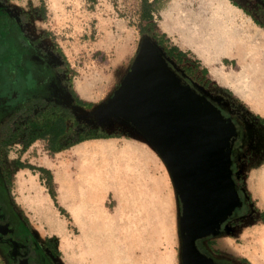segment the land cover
Returning a JSON list of instances; mask_svg holds the SVG:
<instances>
[{"label":"rangeland","instance_id":"374dc122","mask_svg":"<svg viewBox=\"0 0 264 264\" xmlns=\"http://www.w3.org/2000/svg\"><path fill=\"white\" fill-rule=\"evenodd\" d=\"M142 1L0 0L19 18L27 35L37 40L42 53L48 54L53 71L69 91L74 89L92 103L85 108L74 105L71 93L66 95L71 101L68 109L54 97L47 102L70 111L78 121L75 133L60 140L58 153L40 139L28 148L24 138L14 139L3 150L12 197L38 239L54 243L57 264H182L183 208L169 168L139 131L105 107L130 70L144 37L163 53L175 44L188 50L194 61H201L190 81L245 129L234 169L252 210L228 225L226 236L239 235L260 215L264 221V76L259 77L264 73V11H255L256 22L238 11L232 35L239 31V36L231 37L223 54L217 55L219 50L214 48L216 55H207L209 62L188 47L189 36L171 26L186 25L187 11L199 14L208 6L205 0L155 4V19L171 41L163 46H159L162 32L149 29L144 35L140 31ZM231 4L254 10L247 0H231ZM202 66L209 69L204 79L212 85L197 82ZM245 67L251 75L242 82L238 79ZM101 134L115 137L68 147L81 135ZM19 161L52 171L57 200L66 215L55 206L45 177L22 169ZM227 242L216 238L210 244L229 262L242 263L220 252L229 250ZM0 264H4L1 256Z\"/></svg>","mask_w":264,"mask_h":264},{"label":"water","instance_id":"95a60500","mask_svg":"<svg viewBox=\"0 0 264 264\" xmlns=\"http://www.w3.org/2000/svg\"><path fill=\"white\" fill-rule=\"evenodd\" d=\"M106 109L139 131L166 163L182 202L184 264H216L196 241L216 236L242 205L232 171L236 126L144 37Z\"/></svg>","mask_w":264,"mask_h":264},{"label":"flooded vegetation","instance_id":"af4514ba","mask_svg":"<svg viewBox=\"0 0 264 264\" xmlns=\"http://www.w3.org/2000/svg\"><path fill=\"white\" fill-rule=\"evenodd\" d=\"M251 2L254 11H264V0ZM39 48V43L27 35L19 18L0 2V256L4 264H57L55 252L47 245V240L38 239L27 216L16 205L3 163V150L14 139L24 138L28 148L38 141V117L48 106H52L47 103L53 100L52 97L60 100L65 108L70 107L71 101L66 96L70 93L67 85L53 71L48 54L45 51L43 54V50ZM221 110L232 118L236 126L234 139L238 153L246 139L245 129L232 115L222 108ZM42 123L44 125V121ZM40 140L46 141L42 138ZM236 153L234 156L232 154V171L242 205L222 223L216 236L211 235L196 241L200 253L213 259L216 264L235 263L215 253L210 243L216 238L226 236V227L246 215L249 216L248 213L252 210L251 201L235 174ZM183 253L184 251L182 264Z\"/></svg>","mask_w":264,"mask_h":264},{"label":"crops","instance_id":"0c3cea01","mask_svg":"<svg viewBox=\"0 0 264 264\" xmlns=\"http://www.w3.org/2000/svg\"><path fill=\"white\" fill-rule=\"evenodd\" d=\"M205 1L207 2L208 6L202 11H200L199 14H197L196 11L191 9L187 11L186 14L187 20L185 22L186 25L188 26L186 25L179 26L176 23H175L176 25H171V26L176 28L180 34L183 33L184 35L189 36L190 43L189 44L185 43V44H187L188 47L191 48L194 52H196L202 57H205L206 60L211 62V60L208 59L207 55H210V53L216 55L214 53V47L216 50L217 49L219 50V53L216 52L217 55L223 54V51L226 50V46H227L226 43L231 40V37L239 36V31H235L234 32L235 35H232L233 34L232 28H234L233 25H235V21L237 22L236 17L239 15L238 11H242V13L245 14V16L251 18L254 22H256L255 21L256 13L254 10L251 13H247V11L244 8H241L235 4H231V0H212V1L205 0ZM217 9L220 10L222 9V10L220 11ZM189 22H190V28H189ZM163 33H165L166 35L168 34L165 31ZM167 37L170 38L168 35ZM179 48L184 52H189L188 50L186 51L181 47ZM226 60H231V59H226ZM199 63H201V61H199ZM253 66L254 67L252 72L254 73L256 65ZM201 68L202 69L206 68L210 74V71L207 67L202 66ZM250 75L251 74L249 72V68L245 67L243 74L239 77V79L240 81L243 82L245 76L250 78ZM261 76H264V73L261 74L259 77ZM202 77L204 76L202 75ZM260 83L261 85L263 84L262 81H260ZM262 177L264 178V174L262 175ZM254 220H256L254 224L252 222L250 223L251 225L250 224L244 225V230L239 235L222 237L225 239V241H228L227 245L229 250L220 251V252L225 253L233 260L234 259L243 260L247 264H264V232H263L264 221H262L263 220L262 215L255 217ZM235 240H241L242 244H236Z\"/></svg>","mask_w":264,"mask_h":264},{"label":"trees","instance_id":"16d2710c","mask_svg":"<svg viewBox=\"0 0 264 264\" xmlns=\"http://www.w3.org/2000/svg\"><path fill=\"white\" fill-rule=\"evenodd\" d=\"M159 0H143L142 1V9L140 12V31L144 35L148 34L149 29L153 31H159L162 32L159 28V25L155 19L156 13L158 12L157 8L155 7V4L158 3ZM247 4H249L250 7L254 9V5L251 2V0H247ZM237 5V4H235ZM238 6V5H237ZM247 13L253 12L251 9L246 10ZM168 37L165 33L162 32V37L159 40V46H163L166 42L170 44L171 42L168 41ZM165 53L164 56L167 59L169 65L178 73L179 76L183 78V81L189 85H191L193 88H195L199 93H201L192 83L190 80L193 79V73L195 70V65H199V62L194 61L192 57H190V53L182 51L178 46L170 44L169 46L165 47ZM173 60L176 61V64L180 66L183 69V72L185 75L177 68V66L173 63ZM202 75L201 78L196 77L197 82L200 84H203L205 86L212 85L210 79H204L208 78L209 72L206 68H203L201 71ZM1 86V85H0ZM71 96L73 97L75 103L82 107H91L92 103L83 100L80 98L77 91L74 89L71 90ZM203 94V93H202ZM221 109V108H220ZM223 113V111H222ZM224 114V113H223ZM226 118L232 119L231 117L226 116ZM39 127H44L43 130H41L38 134L36 139L39 140L40 138L45 139L47 141V145L51 152L58 153L62 147H60L59 143L62 138L69 137L75 133L78 127V121L76 120L75 116L70 111H61L59 107H56L54 105L48 106V108L39 114ZM41 120V121H40ZM44 121V125L42 123ZM115 137L114 135H108V134H101V135H81L75 142H72L68 147H72L78 143L92 140V139H100V138H112ZM30 144V143H29ZM67 147V148H68ZM237 145L236 141L233 146L232 154L233 156L236 153ZM18 166L22 169H30L31 171H37L41 175L45 177V185L49 191V194L51 198L54 201L55 206L59 209L60 213L63 215H66V211L63 207H61L57 200V194L55 190V182H54V175L52 171H50L47 168L44 167H35L31 164H23L20 161L18 162ZM28 219V218H27ZM47 245H49L54 252H57V248L54 245V243L47 239ZM242 263L247 264L245 261H242Z\"/></svg>","mask_w":264,"mask_h":264},{"label":"bare ground","instance_id":"6f19581e","mask_svg":"<svg viewBox=\"0 0 264 264\" xmlns=\"http://www.w3.org/2000/svg\"><path fill=\"white\" fill-rule=\"evenodd\" d=\"M211 1H212V0H211ZM214 2H215V1H214ZM217 3H218V2H217ZM221 4H222V3H221ZM216 5H217V4H216ZM216 5H215V6H216ZM217 7H218V6H217ZM220 7H221V6H220ZM220 7H219V8H220ZM212 8H213V7H212ZM222 8H223V6H222ZM217 10H220V9H217ZM221 10H222V9H221ZM221 10H220V11H221ZM220 11H219V12H220ZM214 12H215V11H214ZM216 12H217V11H216ZM211 13H212V12H211ZM222 13H223V12H222ZM211 15H212V14H211ZM221 15H223V14H221ZM182 17H183V16H182ZM213 17H214V16H213ZM211 18H212V16H211ZM210 20H211V19H210ZM210 24H211V23H210ZM210 26H211V25H210ZM210 26H209V27H210ZM225 28H226V27H225ZM194 29H195V27H194ZM209 29H210V28H209ZM220 29H221V28H220ZM210 32H211V31H210ZM197 35H198V34H197ZM212 35H213V34H212ZM205 37H206V36H205ZM199 38H200V37H199ZM225 40H226V39H225ZM206 47H207V46H206ZM214 48H215V47H214ZM208 49H209V48H208ZM247 78H248V77H247ZM244 79H245V78H244ZM239 80H240V79H239ZM263 95H264V94H263ZM17 177H18V175H17ZM20 178H21V177H20ZM261 178H262V176H261ZM263 180H264V178H263ZM263 183H264V182H263ZM263 232H264V231H263Z\"/></svg>","mask_w":264,"mask_h":264}]
</instances>
